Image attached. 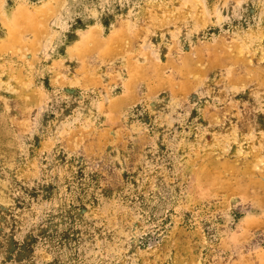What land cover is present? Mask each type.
<instances>
[{"label":"rangeland","instance_id":"obj_1","mask_svg":"<svg viewBox=\"0 0 264 264\" xmlns=\"http://www.w3.org/2000/svg\"><path fill=\"white\" fill-rule=\"evenodd\" d=\"M0 264H264V0H0Z\"/></svg>","mask_w":264,"mask_h":264}]
</instances>
